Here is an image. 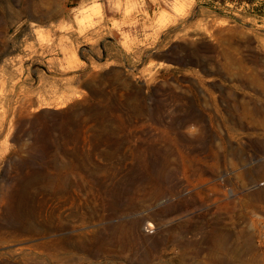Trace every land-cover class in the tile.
I'll use <instances>...</instances> for the list:
<instances>
[{
    "label": "rangeland",
    "instance_id": "obj_1",
    "mask_svg": "<svg viewBox=\"0 0 264 264\" xmlns=\"http://www.w3.org/2000/svg\"><path fill=\"white\" fill-rule=\"evenodd\" d=\"M249 246L264 264V0H0V264Z\"/></svg>",
    "mask_w": 264,
    "mask_h": 264
},
{
    "label": "bare ground",
    "instance_id": "obj_2",
    "mask_svg": "<svg viewBox=\"0 0 264 264\" xmlns=\"http://www.w3.org/2000/svg\"><path fill=\"white\" fill-rule=\"evenodd\" d=\"M152 227H153L152 223H149L148 228H152ZM217 241L219 242L218 246L222 247L221 244L222 240L220 237L218 238ZM253 251L254 249L252 250L251 246L247 248H243L242 250L241 248H239V250L236 253V264H257V261L253 258L255 257L254 256L255 251L254 252Z\"/></svg>",
    "mask_w": 264,
    "mask_h": 264
},
{
    "label": "trees",
    "instance_id": "obj_3",
    "mask_svg": "<svg viewBox=\"0 0 264 264\" xmlns=\"http://www.w3.org/2000/svg\"><path fill=\"white\" fill-rule=\"evenodd\" d=\"M212 1H215V2H223V1H225V0H212ZM231 1H233V2H235V0H231ZM241 1H243V0H241Z\"/></svg>",
    "mask_w": 264,
    "mask_h": 264
}]
</instances>
